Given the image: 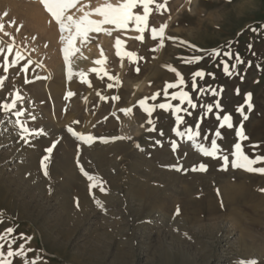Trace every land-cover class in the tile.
<instances>
[{
  "label": "rangeland",
  "instance_id": "obj_1",
  "mask_svg": "<svg viewBox=\"0 0 264 264\" xmlns=\"http://www.w3.org/2000/svg\"><path fill=\"white\" fill-rule=\"evenodd\" d=\"M95 2L80 0L66 15L78 18L76 11L90 12ZM149 7L143 33L132 30L130 22L120 30L102 25L104 31L89 33L84 44L77 39L79 51L70 56V67L90 48L91 61L100 55L105 62L97 68L99 74L80 65L74 74L57 79L53 64L67 65L58 24L40 0H0V23L5 25L0 31V87L5 90L0 104H16L7 112L0 109V234L6 237L0 239V259L11 249L21 252L7 257L11 264H264V175L230 163L241 122L248 137L241 142L243 151L251 158L264 157V0H167L166 10ZM133 14L143 15L142 6ZM93 17L102 19H89ZM162 25L160 47V36L153 39L151 30ZM117 38L123 59L116 54ZM217 49L220 55L213 58L210 53ZM227 51L231 58L223 55ZM17 52L22 59L5 72L3 55L10 63ZM125 52L135 54L134 62ZM237 55L243 62L233 71ZM192 56L202 59L192 64L181 59ZM225 64L230 74H225ZM25 66L27 71H21ZM168 66L184 80L168 93L187 92L196 108L164 96L166 82L178 80ZM198 70L205 76L195 78L193 90L192 74ZM54 88L55 94L46 93ZM207 88L216 95L201 92ZM154 94H159L155 100ZM142 100L145 107L171 103L188 111L157 108L149 115ZM84 101L87 105L69 118L75 114L72 106ZM204 105H213L207 116ZM239 106L247 120L237 113ZM177 115L182 124H176ZM224 115L233 118V129L220 127ZM186 128L200 135L188 139ZM69 129L93 139L86 143ZM216 131L222 134L217 139L222 151L216 158L202 155L200 146L210 149ZM40 132L44 134L33 135ZM222 155L229 157L226 166ZM45 156L46 169L41 167ZM200 165L206 170H199ZM94 182L97 186L90 189ZM228 191H233L229 198Z\"/></svg>",
  "mask_w": 264,
  "mask_h": 264
},
{
  "label": "snow or ice",
  "instance_id": "obj_2",
  "mask_svg": "<svg viewBox=\"0 0 264 264\" xmlns=\"http://www.w3.org/2000/svg\"><path fill=\"white\" fill-rule=\"evenodd\" d=\"M40 2L44 6L45 10L52 17V19L59 26V30L61 32V42L65 45L62 48V52L64 54V60H65V63L67 65H69V69H70V63H71L70 62V56L74 55L76 52L79 51V49L74 46L77 39L80 40L81 44H84L87 42L89 33H93V32L99 33L101 31H104V29L102 28V25H113V26H115L116 30H120V29L127 28L130 22H133L135 25V27L132 30L143 33L146 30L147 18L151 12L149 5L155 4L156 9L159 10L161 8H165L167 0H164L163 4L157 3L156 0H122V2L116 6H113L111 3L108 2V0H105L103 5L95 8L94 10H92L90 12H87V11L83 12V15L79 16L78 18H74L73 15H66V13L70 9L75 8L76 5L78 3H80V0H40ZM138 5L142 6L143 15L133 14V9L136 8ZM165 10H166V8H165ZM91 15H98V16L102 17V19L101 20L89 19V17ZM4 27H5V25L0 23V31H3ZM165 27H166V25H162L159 30H157V29L151 30V35H152L153 39H156L157 35L160 36V44H159L160 47H163V40H164L163 34H164ZM64 33H67V35H64ZM4 34L8 35V33H6V32ZM106 34H111V33L109 32ZM135 39L142 40L143 37L137 36V37H135ZM168 39H174V38L169 37ZM121 43H122L121 40L119 38H117L115 40L114 46L116 47L117 56L121 57V59H123V56L121 55V49H120ZM155 50L156 49H153V51H155ZM7 51L9 53L12 51L11 45H8ZM0 53H4L3 48H0ZM101 55H103L102 51H101ZM123 55L129 57L130 63L134 62L131 59V57H133L135 55L134 53L125 52ZM210 55L213 58H215L216 56L220 55V50H218V49L213 50V52L210 53ZM223 55L228 56L229 58L232 57V53L230 51L224 52ZM20 59H22V57H21L19 52L16 53V56L11 60L10 63L8 60V55H3V60H4L3 70L5 72H7L9 67H15V65L19 62ZM140 59H143V58L141 57ZM181 59L186 63L192 64V63L199 62L202 59V57L201 56H192V57H182ZM242 62L243 61H242L241 57H239L237 55L235 57V63H233L231 66L232 70L235 71L237 65L242 63ZM94 63L95 64H101L102 60L98 59V60L94 61ZM168 67H169L170 71L175 72L176 76L178 77V80L176 83H167L166 82L165 88L163 90L164 96L166 98H170L171 100H175V99L179 98L181 103L187 101L188 105L191 108H196L197 105L192 102V100L189 98V95L187 92L180 91L178 94L177 93H172V94L168 93V89H174L177 87L178 84L179 85L184 84V80L181 78V74L175 68H172L171 66H168ZM21 71H27V66L22 68ZM91 71H97L98 72V70L95 68L91 69ZM136 71L138 72L139 69L137 68ZM224 71H225L226 75L230 74L227 64H225ZM70 74H74V73H71V69H70ZM98 74H99V72H98ZM79 75L81 77H83L84 74L79 73ZM204 76H205V73L203 71H199V70L192 74L193 90H195V78L196 77L203 78ZM109 79H114V78L109 76ZM2 83H3V78H0V84H2ZM108 87H112V85L109 84ZM201 92L202 93L203 92H211V94L216 95V90L211 89V88L201 89ZM71 95H73V93L69 92L67 94V96H71ZM157 95H159V94H154L151 97V99L155 100ZM13 98H14V101H19L21 99V97L19 95H16V94H13ZM101 98L103 99V97H101ZM113 99H119V97H113ZM250 99H251V94H247L245 96V103L247 104L249 111L251 110V107H252L251 104H248V101ZM139 104L144 108V111H146L149 115H151L152 112L157 108L165 110V111H168L169 109H171L173 114L178 113L180 111H184L187 113V111H188L187 108L181 109L180 107H174L171 103H159V104H156L152 107H145V102L142 100V101H139ZM15 107H16L15 102L8 103V104H0V109H3L6 112L14 109ZM215 107L219 108L220 107L219 103H216ZM203 108H204V115L207 116L208 113L212 112L213 105H204ZM127 111L130 112L131 109H128ZM236 111L242 117V121L248 119V116L245 115V113L243 111V106L237 107ZM15 114L17 116L23 115V113L20 111H17ZM188 114L191 115V113H188ZM175 122H176V124H182L184 122L183 117L177 115ZM149 123H152V121H149ZM225 126H227L228 129H233V118L229 115H224L222 120L220 121V127L223 128ZM153 130L154 129H149V131H153ZM22 131L27 133L29 131V129L23 128ZM68 131L73 136H75L77 139H80L86 143L90 142L93 139V137H91V136H81L75 132H72L71 129H69ZM174 131H175V129H174ZM185 131L191 133L190 136L188 137V139H193V138L200 135L199 132L193 131L191 129L186 128ZM235 132H236V137H237L238 142L233 145V151L230 153V155L232 157H234V159H232L230 162L231 167L237 168V169H242V170L247 171L249 173H257V174L264 175V167H254V165L264 163V157H261L259 155H255L254 158H251L243 151V146H242L241 142L247 140L248 137L244 134L242 122H241V125L235 129ZM43 134H44L43 132L33 133V135H43ZM177 135L182 136V135H184V133H177ZM21 138L26 139V137H21ZM204 138L207 139V137H204ZM217 139H222V134L220 131L215 132V136L211 140V148L205 149L201 145L199 148L200 153L202 155H205V156H210L212 158H216L217 152L222 151L219 148V146L217 145ZM157 143H159V141ZM171 146H172L173 151H175L178 145L176 144V142L173 141V142H171ZM54 147H55V143L52 146L48 147L46 149V152L50 154L53 151ZM250 147L255 149L258 147V145H250ZM48 158H49L48 156H45L41 160V167L42 168L46 169L45 161H47ZM220 158L223 160V163L225 166L229 164L228 155H222ZM177 170H179V169H177ZM193 170H197V169H193ZM199 170L205 171L206 166L200 165ZM81 171H82V174H84L88 180H90V181L95 180L94 177L88 176L87 173H84L83 169H81ZM96 186L97 185L94 182V183L90 184V189L93 187H96ZM101 191H103L102 187H101ZM97 203L99 204V201H97ZM6 232L8 234H11L13 232V229L8 228V229H6ZM0 239H6V237L3 234H0ZM27 239H31V238L28 237ZM20 254H21L20 251H13V250L9 249L6 253V256L3 259H0V264H11V261L8 260L7 257L18 256ZM27 264H36V261L27 262ZM250 264H255V262H250Z\"/></svg>",
  "mask_w": 264,
  "mask_h": 264
},
{
  "label": "bare ground",
  "instance_id": "obj_3",
  "mask_svg": "<svg viewBox=\"0 0 264 264\" xmlns=\"http://www.w3.org/2000/svg\"><path fill=\"white\" fill-rule=\"evenodd\" d=\"M102 2V0H96V2H95V5L96 6H94V7H98L99 5L98 4H100ZM110 2H111V4L113 5V6H116V5H118L119 3H121L122 2V0H110ZM85 5H87V4H85ZM89 5V4H88ZM90 6V5H89ZM81 7V6H80ZM83 7V6H82ZM86 8V7H85ZM79 9V8H78ZM84 10H86V9H84ZM83 9L81 10V9H79V11H76V12H79L78 13V17L79 16H81V15H83V12H85ZM75 11V10H74ZM73 11V12H74ZM87 11V10H86ZM89 12V11H88ZM92 16V15H91ZM91 16L89 17V18H91ZM93 19L94 20H99L100 18H98V17H93ZM103 35V34H102ZM91 53H92V50L89 48V49H86V51H84V53H82V55H80L78 58H76V60L74 61V63L72 64V66L70 67V69H71V71L73 70V69H77V68H79V66L80 65H84L87 69H93V68H95V69H97V68H99V67H101V66H106L105 65V62H102L101 64H95L94 63V61H96V60H93V61H91V59H90V56H91ZM99 54L97 53V56H98ZM100 60V55L97 57V60ZM124 66V65H123ZM52 68H54L53 69V72H54V74L56 75V77H57V79H60V78H62L63 76H62V74L63 75H66L67 74V72H70V69H69V67L67 66V65H64V64H62V63H60V61L59 60H57V62L56 63H54L53 64V67ZM154 68V67H153ZM156 71V70H155ZM154 72V71H153ZM152 72V73H153ZM54 76V75H53ZM65 78V77H64ZM66 79V78H65ZM143 81V80H142ZM145 81V80H144ZM13 86V85H12ZM11 86V87H12ZM14 87V86H13ZM139 87V86H138ZM15 88V87H14ZM14 88H11L12 90L10 91V93H11V95L13 96V94H14V92H15V89ZM53 88V87H52ZM140 88V87H139ZM10 89V88H9ZM52 90V92L51 91H48V92H46V93H48V95H51V93L53 94H55V92H56V88H54V89H51ZM5 90L4 89H1V87H0V94H2V93H5L4 92ZM55 96V98L57 97L56 95H54ZM49 98H50V96H49ZM52 98V97H51ZM85 99V98H84ZM88 101L90 100V98H88L87 99ZM81 102H82V100H81ZM81 102H80V105L79 106H72V109H73V111L75 112V114H73V115H70L69 116V118H71V117H73V118H75V115H77L78 113H79V111L81 110V106L82 107H84L85 105H87V101H84L83 102V105L81 104ZM60 117V116H59ZM55 120H56V118H54ZM90 119L91 118H89V117H87V120H86V122H84L85 124L87 123L88 124V121H90ZM122 123V122H121ZM124 123H126L125 121H124ZM87 124H86V126H87ZM129 124H130V120H129ZM86 126H84V130L82 129V131L81 132H85L87 129H86ZM121 126V125H120ZM123 126V125H122ZM125 127H126V125H124ZM124 127V130H122V131H126V129L127 128H125ZM129 127V126H128ZM122 129H123V127H122ZM137 129V128H136ZM128 131V130H127ZM133 131H135V130H133ZM136 132V131H135ZM134 133V132H133ZM131 135V134H130ZM125 136V135H124ZM132 138V137H131ZM132 139H135V138H132ZM128 143V142H127ZM104 173V172H103ZM226 191V190H225ZM236 191H238V190H236ZM224 193H226L227 195L228 194H230V193H233V191H228V192H224ZM225 194V195H226ZM222 195H223V193H222ZM223 197H227V196H223ZM229 197H231L230 195H228V198ZM226 199V198H225ZM72 203H75V205H77V206H75L76 208H79V207H81L82 205L80 204V202L79 201H75V200H73L72 201ZM81 205V206H80ZM86 206V205H85ZM80 209V208H79Z\"/></svg>",
  "mask_w": 264,
  "mask_h": 264
}]
</instances>
